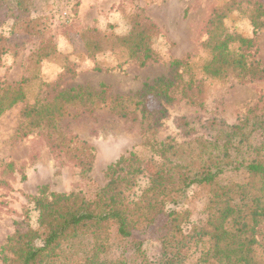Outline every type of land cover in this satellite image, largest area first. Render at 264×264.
<instances>
[{
	"label": "trees",
	"instance_id": "obj_1",
	"mask_svg": "<svg viewBox=\"0 0 264 264\" xmlns=\"http://www.w3.org/2000/svg\"><path fill=\"white\" fill-rule=\"evenodd\" d=\"M27 1L0 0V66L2 58L15 50L18 37L45 35L41 19L24 15ZM225 4L226 10L220 14H247L254 34L264 26V20L259 22L263 6L248 10L238 9L233 0H225ZM125 19L128 30L119 36L96 30L83 32L80 39L86 54L109 53L139 67L156 62L153 42L159 35L157 27L142 13L126 15ZM9 21L13 26L5 36L2 29ZM92 36L96 40H91ZM44 47H39L37 54L41 61H49L45 58L52 49L47 52ZM202 48L204 58L173 60L168 77L155 79L134 95L139 100L133 104L140 105L139 113L149 118L147 129L180 102L203 109L214 83L224 84L231 78L241 84L264 80V67L257 61L251 38L210 25ZM53 95L30 102L22 82L0 83V117L23 104L21 139L36 132L59 164L77 167L80 173L90 172L96 160L94 150L69 136L60 124L74 117L73 111L88 117L104 112L129 120L133 113L128 102L132 98L108 97L87 87ZM150 96L159 104L156 111L145 107ZM178 122L185 142L143 140L139 151L132 150L106 167L102 187L92 184L82 192L66 194L42 185L34 196L27 195L32 209L21 213L25 228H16L6 237L0 247V264H128L122 257L109 258L113 249L134 253L138 264H183L197 244L202 248L197 264H264V103H257L233 126L211 120L195 124L184 118ZM254 135L260 138L258 142H253ZM15 171L22 172V168L13 161L3 165L0 188L12 189L6 180L12 179ZM227 172L241 174L242 180L222 181ZM143 177L147 184L137 193V182ZM22 179H27L26 174ZM193 186L207 189V214L202 225L185 233L189 212L181 205ZM159 218L164 222L156 225ZM153 227L162 250L160 257L150 262L142 254L147 241L137 236Z\"/></svg>",
	"mask_w": 264,
	"mask_h": 264
},
{
	"label": "rangeland",
	"instance_id": "obj_2",
	"mask_svg": "<svg viewBox=\"0 0 264 264\" xmlns=\"http://www.w3.org/2000/svg\"><path fill=\"white\" fill-rule=\"evenodd\" d=\"M233 4L238 9L251 10L257 5L264 7V0H233ZM26 5L28 11L24 15L41 19L40 28L45 35L16 39L15 50L2 58L0 83L22 82V89L30 102L36 97L50 98L54 92L79 87H87L91 92H105L108 97L129 96L132 101L128 102V110L133 115H129L128 120L106 115L102 110L95 117L73 111L76 115L60 124L69 136L84 141L96 154L93 169L80 173L77 167L55 161L47 142L36 132L21 139L23 104H17L4 113L0 117V170L5 163L13 161L22 168V172L15 171L12 179L6 180L11 190L0 188V247L16 228L24 230L21 213L25 209L31 212L32 209L27 195L34 196L40 186L47 185L52 192L66 194L82 192L92 184L102 187L106 182V167L132 150L139 151L143 140L152 138L156 142L172 141L175 144L185 142L187 138L182 136L177 124L180 118L193 120L195 124L211 120L233 126L257 103H264V80L241 84L231 78L224 84L212 85L203 109L180 102L169 107L166 117L149 129V118L139 113L140 105L133 104L139 100L134 95L144 85L169 76V65L173 60L187 56L205 57L202 47L207 41L210 25L218 24L231 35L251 38L257 61L264 67V26L254 34L247 14L235 11L220 14L226 10L225 0H28ZM134 13H142L158 29L159 35L153 42L156 62L139 67L135 62H123L109 53L95 57L86 54L80 39L83 32L96 30L105 35L125 34L128 30L126 15ZM263 20L264 15H261L259 22ZM12 26L13 21H9L2 33L9 36ZM91 40H96V36H92ZM41 46H45L47 52L52 49L50 56L45 58L49 61H41L37 54ZM145 107L156 111L159 104L150 96L145 100ZM259 140L257 135L253 136V142ZM23 174L27 177L25 181ZM241 180V174L233 172H227L222 179L225 182ZM146 184V178H140L136 192H140ZM208 198L206 188L193 186L188 189L181 205V209L189 212L185 233L194 226L202 225L206 219ZM162 222L164 219L159 218L156 225ZM155 227L137 236L147 241L142 247V254L150 262L156 261L162 250L154 235ZM201 249L200 244L193 246L183 264H197ZM119 257L126 259L128 264H138L139 259L132 252L113 249L109 254V258Z\"/></svg>",
	"mask_w": 264,
	"mask_h": 264
},
{
	"label": "built area",
	"instance_id": "obj_3",
	"mask_svg": "<svg viewBox=\"0 0 264 264\" xmlns=\"http://www.w3.org/2000/svg\"><path fill=\"white\" fill-rule=\"evenodd\" d=\"M64 16H67V14H63Z\"/></svg>",
	"mask_w": 264,
	"mask_h": 264
}]
</instances>
